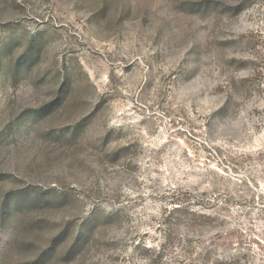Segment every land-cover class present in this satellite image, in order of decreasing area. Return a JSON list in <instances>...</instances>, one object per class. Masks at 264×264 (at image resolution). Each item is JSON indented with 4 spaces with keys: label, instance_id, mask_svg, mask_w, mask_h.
Here are the masks:
<instances>
[{
    "label": "rangeland",
    "instance_id": "374dc122",
    "mask_svg": "<svg viewBox=\"0 0 264 264\" xmlns=\"http://www.w3.org/2000/svg\"><path fill=\"white\" fill-rule=\"evenodd\" d=\"M242 1L0 0V264H264V0ZM96 210L83 252L43 256Z\"/></svg>",
    "mask_w": 264,
    "mask_h": 264
},
{
    "label": "trees",
    "instance_id": "16d2710c",
    "mask_svg": "<svg viewBox=\"0 0 264 264\" xmlns=\"http://www.w3.org/2000/svg\"><path fill=\"white\" fill-rule=\"evenodd\" d=\"M248 0H243L242 3L237 7L238 10H241ZM192 4V3H191ZM211 1H195L191 5L193 6H211ZM1 56V53H0ZM42 56V47L40 44V41L37 39L30 40L28 44L25 47V50L21 54L18 64L20 66L33 64L39 62V59H41ZM236 60V59H235ZM120 150H117L115 154L119 153ZM123 151V150H122ZM121 152V151H120ZM10 204L7 207V210H12L14 212L22 210V202L18 199V197H11L7 199ZM177 211H182L179 207H177ZM185 215H192L196 217H206L210 219L211 214L206 215V213H197L196 211L189 212L184 210ZM206 215V216H205ZM104 218H108V215H105L100 211H95L94 215L85 222L80 229H78L77 232H75V229L72 228L69 230H63L59 233L58 237L55 238L56 240L52 239L50 245L48 248L45 249L43 256L46 255H53L55 249H57L60 245L64 247L65 258H72L76 257L78 254L83 252L85 248L88 246V244L91 242L95 232L97 231L98 227L101 225V221ZM165 251L164 245H162L161 250L159 254H163ZM42 257L40 259L42 260ZM206 264H218L216 262H212L211 260L206 262Z\"/></svg>",
    "mask_w": 264,
    "mask_h": 264
}]
</instances>
